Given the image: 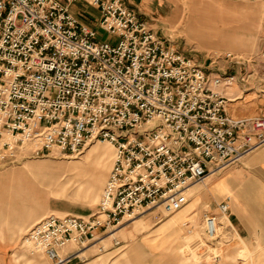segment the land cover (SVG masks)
Here are the masks:
<instances>
[{"label":"built area","instance_id":"2783aa9c","mask_svg":"<svg viewBox=\"0 0 264 264\" xmlns=\"http://www.w3.org/2000/svg\"><path fill=\"white\" fill-rule=\"evenodd\" d=\"M75 1L0 0V167L76 157L94 142L114 149L92 215H49L24 235L29 254L51 264L149 211L174 215L192 187L264 148V117L232 119L226 95L251 88L258 72L264 86V45L249 59L215 57L250 73L213 72L159 39L123 0H80L99 11L98 31L70 13ZM229 209L227 198L204 215L210 240Z\"/></svg>","mask_w":264,"mask_h":264},{"label":"rangeland","instance_id":"374dc122","mask_svg":"<svg viewBox=\"0 0 264 264\" xmlns=\"http://www.w3.org/2000/svg\"><path fill=\"white\" fill-rule=\"evenodd\" d=\"M181 1L185 8L182 14L183 16L181 17L182 19L178 25L168 27L164 25V23L160 22V15L158 14L159 11H157L155 7L151 11L152 14L145 16V19L150 26H155L156 31H158V35L164 36L170 41H173L172 43L175 45L174 47L178 48L180 52L197 56L200 64L203 65L206 58L212 59L211 61L214 62L216 56H224L230 53H235L239 56H243L244 59H249L256 56L264 45V5L262 4L264 3V0ZM192 3L209 4L212 12L210 13V16H208L207 21H212L216 28H223L226 33V39H228V42L230 43L229 45H237L240 47L239 51L223 47H210L207 44L203 45L194 41L193 37H189L187 35L185 27L188 18V7L191 6ZM201 21V17H197L192 14L187 28L188 33L193 35H205L208 30L197 24L201 23ZM94 30L98 31V28L95 27ZM98 35L99 40H107L104 33L98 32ZM216 63H220L222 71H230L228 70L227 63L224 61L220 60ZM208 64L209 62L207 61L205 67L208 66ZM107 146L109 145L104 142H94L84 147L81 153L76 157H34L19 164L7 165L4 168H0L1 199V196L3 195L1 187H3L2 184L5 182L6 176L12 172L25 170L28 164H37L33 170L39 175L41 192H44V186H46V183L49 180V172L59 173L62 170L72 167L68 174L65 175V180H68V182H63L64 184L68 183L70 186L69 192L57 199L50 197L48 200L37 203L36 206L34 205L35 203H32L30 206L27 204L28 209L33 215H36V218L33 219L27 226L16 230L15 234L10 233L11 226L19 218L24 216V211L22 212L21 209L15 208L13 211L10 209L8 213L0 214V264H51L42 255L29 254L28 249L23 244L24 235L33 224L49 215L60 217L73 216L81 218V216L85 214L92 215L96 211L102 193L99 194L96 202H91L85 198L81 192L85 191V183L88 179V175L96 168L97 162L99 161L98 156L95 153L90 152L92 151L91 149L94 147ZM254 153L255 152L249 154L248 156L251 157ZM113 155L114 149L111 148L109 155L110 163H112L111 160L114 157ZM245 158L238 164L230 166L219 174L208 177L203 184L197 185V187H201L199 192L206 193L209 185L227 172L231 170L239 171L243 167L244 161L247 159ZM44 164L52 166H45ZM239 173L238 177L236 176V178L239 179V183L238 185H235V189L239 190V188H241L250 179L255 180L256 185L262 188V195L264 194V183L260 180L261 175L248 169H244L243 172L239 171ZM38 175L29 174L28 178L33 181L36 177H38ZM197 196L198 193H193V197L190 198L189 204L181 210L188 211L182 220L177 219L176 215L178 212L169 216L168 220L152 234V239L146 238L144 240V238L149 234H146V229H144V226L142 225L143 223L140 222V225H138L139 227L135 230L137 235L131 240L134 243H139L144 240L143 243H148L151 251L144 248L141 249L136 256L139 258H160L164 259L165 263L166 260H170L175 264H219L224 263L226 260H231L232 263L236 264L237 262L246 263L249 260H254L257 257V250H250L248 248L246 240L242 238L235 225V221H233V217L234 213H236L239 216V219L244 221L247 229L260 234L264 233L262 224L264 221V201L262 197H258L255 201H246L243 199L241 202L236 201V198L232 195L230 198L228 197L230 199V209L225 217L227 219H220L219 223L221 226L218 238L210 240L203 231L204 223L202 216L217 215V205L219 203L214 206L210 205L209 202L204 201L195 205L198 201ZM41 197L42 199H45L43 198V195H41ZM254 211H258V214H254ZM151 212L152 211H149L135 220ZM194 215L195 218L193 217ZM173 219H177V221H180L182 225L187 222L188 232L185 233L182 238L181 229L176 236L172 237L169 244L164 246L165 242H167L166 240L171 236L167 233V229L170 227ZM156 222H158V220H155V223ZM129 244L130 243L127 242L122 235H114L112 238L106 239L98 245L96 251L104 254L111 248H116L118 249V251L115 252L117 257H124L126 256L127 246ZM159 263H162V261Z\"/></svg>","mask_w":264,"mask_h":264},{"label":"crops","instance_id":"0c3cea01","mask_svg":"<svg viewBox=\"0 0 264 264\" xmlns=\"http://www.w3.org/2000/svg\"><path fill=\"white\" fill-rule=\"evenodd\" d=\"M128 7L135 10L143 20L147 27L162 41H167L170 45L175 46L168 38L164 36L158 35V31H156L155 26H150L145 19V16L151 15L152 9L154 7L157 11H159L160 22L164 23V25L168 27H174L178 25L181 21V17L183 16L184 11V4L181 0H123ZM264 5V3H262ZM192 9L194 11H199L201 14L200 17L202 18L201 23H197L200 26L206 28L208 32L205 35H193L188 33V25L189 21L192 17ZM212 12L211 7L209 4L205 3H192L191 6L188 7V14H187V23H186V32L189 37H193L194 41L199 42L200 44H207L210 47L215 48H229L235 51H239L240 47L237 45H229L228 39H226V33L223 28H216L212 21H207L208 16ZM70 13L77 18L80 22L87 25L88 27L95 29L97 27L100 13L97 9L87 5L86 3L77 0L73 4L70 5ZM247 15V14H246ZM248 17V16H246ZM107 40L109 39L108 36ZM216 40V42H215ZM176 48V47H175ZM178 49V48H177ZM179 50V49H178ZM235 57H241L238 54L230 53ZM192 56V55H191ZM195 61L198 62L197 56H192ZM197 58V59H196ZM244 59V58H243ZM209 62L208 66L205 67L206 62ZM199 63V62H198ZM200 64V63H199ZM203 68L207 70H212L213 72H221L223 73H235V74H242V73H250L251 69L247 66H229L227 64L228 70L222 71L220 68V63L211 62V59L206 58L204 60V64H200ZM259 73V77L257 80L254 81V85L246 89L245 91L241 87H233L226 91V95L230 100L228 105V114L234 120H241L247 121L252 120L258 117H264V86L261 84V72ZM100 148V147H98ZM112 148V147H111ZM91 153H97L95 151H90ZM247 158V159H246ZM243 167L239 170L241 172L244 169L253 170L255 173L261 175V182L264 183V148L255 151L254 155L251 157H246ZM113 161V159L111 160ZM37 165V164H36ZM34 164H28L25 170L12 172L6 176L5 182L2 184L3 187V195L0 199V214L8 213L11 209L12 211L16 209H21L22 212L24 211V216L21 218H17L18 220L11 226L10 233L15 234L16 230L27 226L33 219L36 218V215H33L31 211L28 209L27 204L30 206L32 203H40L44 200H48L50 197L46 199H42L41 197V189H40V178L37 173L33 170L36 166ZM45 166H52L49 164H44ZM108 165L109 170L112 166L110 163V156L108 158ZM55 166V165H54ZM6 166H1L0 168H4ZM72 167H69L65 170L60 171L59 173L56 172H49L48 178H54L55 180L59 178L60 182H68L65 180V175L68 174L69 170ZM105 175L104 183L102 186V190L97 194L96 197L87 198L91 202H96L97 198L100 193H102L103 188L106 183V177L109 175V171ZM94 170H92L89 175L88 179L85 184L90 183L92 177L94 176ZM239 171L231 170L224 174L219 179L215 180L211 183L206 190V193H200L201 187H192L190 190V197H193V193H198V201L195 205H198L199 202L207 201L210 205L216 206L217 203H222L225 199L230 196H234L236 201H242L243 199L246 201H255L258 197H262L264 201V194L262 195V188L258 187L255 183V180H248L239 190L235 189V185H238L239 179L238 177ZM38 175L35 180L31 181L28 178V175ZM103 176V174H101ZM240 177V176H239ZM70 184V183H69ZM1 185V184H0ZM55 198V197H53ZM56 199V198H55ZM194 205V206H195ZM29 210V211H28ZM191 210V209H189ZM27 211V212H26ZM192 211V210H191ZM188 211H181L178 212L177 219L182 220ZM258 211H254V214H258ZM252 213V212H251ZM260 213V212H259ZM264 213V211H263ZM162 212L160 210H154L151 213L135 220L131 221L128 224L122 226L115 235H122L127 242L130 244L127 246L126 256L124 257H117L116 251L118 249L111 248L107 253H99L96 251L97 245H90L85 248H69L65 251V255H73V258L67 264H175L172 263L170 260L160 259V258H139L136 255L141 249H148V243H143L146 238L152 239L153 233H155L160 226L168 220L169 217H162ZM198 215V214H196ZM90 215L85 214L81 216V218H88ZM195 218V215L193 216ZM204 216H202L203 218ZM259 217V216H258ZM243 218V217H241ZM172 220L170 227L167 229V233L171 236L165 242L166 246L169 244V241L172 237L176 236L177 233L182 229L181 237H184V234L188 232V223L186 222L184 225L180 221ZM198 219V218H197ZM42 220V219H40ZM39 220V221H40ZM155 220L158 222L155 223ZM38 221V222H39ZM233 221H235V225L238 228L240 235L243 239L246 240V244L250 250H257L256 258L254 260H249L246 263L237 262L236 264H264V233H256L246 228L244 221L239 219V216L234 213ZM37 222V223H38ZM143 223L144 229H146L147 235L143 241L139 243H134L131 239H133L137 234L135 230L139 227V223ZM36 224V223H35ZM33 224L31 227H33ZM264 228V221L262 222ZM182 225V227H181ZM30 227V228H31ZM29 228V229H30ZM28 229V230H29ZM27 230V231H28ZM26 234V233H25ZM153 251V250H152ZM262 251V252H261ZM162 263H159L161 262ZM184 264V263H182ZM219 264H234L231 260H226L224 263Z\"/></svg>","mask_w":264,"mask_h":264},{"label":"bare ground","instance_id":"6f19581e","mask_svg":"<svg viewBox=\"0 0 264 264\" xmlns=\"http://www.w3.org/2000/svg\"><path fill=\"white\" fill-rule=\"evenodd\" d=\"M192 14H194V16H197V17H200L201 15L199 11L197 12L194 10H192ZM104 143L109 146L100 147V148L94 147L91 149L92 151H95L97 153L99 161L97 162V166L94 171L95 173H94V176L92 177L91 182L85 184V191L81 192L85 198H93L97 196V194L102 190L105 175L106 173H108V170H109L108 158H109L112 146L109 143H106V142ZM113 160H114V157H113ZM112 165H113V161H112ZM101 174H103V176ZM44 188H45L44 192H41V195H43V198L45 199L50 196L55 197L57 199L61 197L62 195L67 194L70 190V186L68 185V183L64 184L63 182H60L59 179L55 180L54 178H50L48 182L46 183V186H44Z\"/></svg>","mask_w":264,"mask_h":264}]
</instances>
